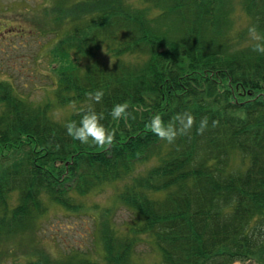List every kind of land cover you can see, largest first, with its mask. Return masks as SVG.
I'll list each match as a JSON object with an SVG mask.
<instances>
[{
  "label": "trees",
  "instance_id": "obj_1",
  "mask_svg": "<svg viewBox=\"0 0 264 264\" xmlns=\"http://www.w3.org/2000/svg\"><path fill=\"white\" fill-rule=\"evenodd\" d=\"M17 7L0 5V43L55 37L40 52L54 77L52 94L36 100L0 76V243L23 237L20 251L11 242L6 255L20 264H264V53L248 31L255 25L264 36V0ZM97 88L99 101L87 95ZM125 100L128 115L113 120L111 106ZM89 104L115 129L110 143H81L66 132L65 122ZM156 112L177 125L176 115L190 112L194 124L168 142L147 127ZM109 182L135 214L125 228L110 220V207L89 201ZM96 207L105 213L98 256L28 245L51 211ZM147 240L144 258L137 245Z\"/></svg>",
  "mask_w": 264,
  "mask_h": 264
},
{
  "label": "rangeland",
  "instance_id": "obj_2",
  "mask_svg": "<svg viewBox=\"0 0 264 264\" xmlns=\"http://www.w3.org/2000/svg\"><path fill=\"white\" fill-rule=\"evenodd\" d=\"M20 1L0 0V5L3 3L9 7L12 3L14 6L19 7ZM38 1L31 0L32 3H38ZM19 22L23 24L25 21H16V25H19ZM14 36H7L0 43V76L14 80L20 91H24L26 94L28 93L29 96L36 100L47 98V96L52 94L54 72L49 68L47 59L40 52L55 37L51 35H47L46 37L27 36L25 38L22 36ZM116 192V182L105 183L96 193L91 195L89 201L96 202L98 209L105 206L110 207L112 210L109 211L110 220L117 227L125 228L133 221L135 214L131 209L115 200ZM98 209L96 207L89 209V211L68 212L65 209L51 211V214L41 218V230L31 236L28 245L32 243L39 244V246H42V249L52 254L79 248L83 251H90V254L98 256L95 253L96 245L98 244V223L105 215L104 211H98ZM8 236L10 239L4 241L1 239L0 264H20L19 260L14 262V259L7 256L6 253L8 245L11 242L15 243V254L17 251L19 252L20 249L18 248L20 242L23 241V237L15 234ZM151 245L152 243L148 240L139 242L137 245L139 255L146 258L145 256L150 251ZM8 254L11 255L10 252ZM233 264L258 263L255 260L247 259L244 261L237 260Z\"/></svg>",
  "mask_w": 264,
  "mask_h": 264
},
{
  "label": "clouds",
  "instance_id": "obj_3",
  "mask_svg": "<svg viewBox=\"0 0 264 264\" xmlns=\"http://www.w3.org/2000/svg\"><path fill=\"white\" fill-rule=\"evenodd\" d=\"M252 39L255 43L252 47L258 53H264V36H261L255 27V25L249 26L248 29ZM89 97L94 100H101L104 95L103 88H97L87 93ZM128 101L115 102L111 106L108 115L113 119H119L128 115ZM81 114L79 119H70L65 122V128L68 135L74 139L79 140L81 143H96L103 145L110 143L114 139L115 129L106 126L104 123L105 112L103 110H96L95 106L89 104L87 107L80 109ZM194 116L190 112L177 114L175 120L179 121V125L172 120H163L161 114L156 112L151 115L150 120L147 122V127L150 128L160 137L164 138L168 142H173L178 134L192 128L194 124ZM215 123V121H213ZM208 125V116H202L196 127L197 132L204 131Z\"/></svg>",
  "mask_w": 264,
  "mask_h": 264
}]
</instances>
